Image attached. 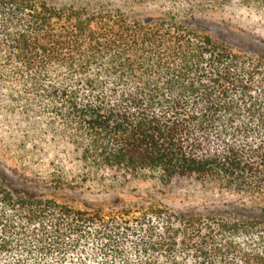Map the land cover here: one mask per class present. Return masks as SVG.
I'll return each mask as SVG.
<instances>
[{
	"label": "trees",
	"instance_id": "trees-1",
	"mask_svg": "<svg viewBox=\"0 0 264 264\" xmlns=\"http://www.w3.org/2000/svg\"><path fill=\"white\" fill-rule=\"evenodd\" d=\"M230 0H0V99L83 162L242 196L232 214L89 211L0 184V264H264V54L199 31Z\"/></svg>",
	"mask_w": 264,
	"mask_h": 264
},
{
	"label": "rangeland",
	"instance_id": "rangeland-1",
	"mask_svg": "<svg viewBox=\"0 0 264 264\" xmlns=\"http://www.w3.org/2000/svg\"><path fill=\"white\" fill-rule=\"evenodd\" d=\"M196 26L237 52L264 54V0H230ZM22 114L0 99V184L17 196L104 213L153 207L179 217L232 214L243 199L210 180L163 181L155 171L121 173L83 162L61 130Z\"/></svg>",
	"mask_w": 264,
	"mask_h": 264
}]
</instances>
